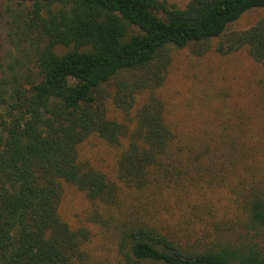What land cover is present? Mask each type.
Masks as SVG:
<instances>
[{"label":"trees","instance_id":"16d2710c","mask_svg":"<svg viewBox=\"0 0 264 264\" xmlns=\"http://www.w3.org/2000/svg\"><path fill=\"white\" fill-rule=\"evenodd\" d=\"M262 7L264 0L8 3L0 264H105L89 250L91 225L111 237L122 264H264V147L230 133L222 152L208 137L180 138L156 94L174 49L201 56L216 41L217 53L246 49L264 65V15L230 29ZM93 135L119 151L116 179L81 161ZM67 184L90 202L84 224L61 213Z\"/></svg>","mask_w":264,"mask_h":264},{"label":"rangeland","instance_id":"374dc122","mask_svg":"<svg viewBox=\"0 0 264 264\" xmlns=\"http://www.w3.org/2000/svg\"><path fill=\"white\" fill-rule=\"evenodd\" d=\"M18 0H0V60L10 47L7 35L5 7ZM184 8L188 0H165ZM264 15V7L252 8L233 22L230 29H246ZM216 41L204 55L191 48L174 49L172 62L163 85L157 90L165 104V116L175 133L183 139L202 141L208 137L225 150V138L233 134L238 142L264 147V65L255 61L246 49L222 55L214 50ZM67 48L59 47V51ZM144 95L138 98L139 106ZM223 136V137H222ZM119 151L102 138L93 135L80 146L81 161L116 179V159ZM258 155L264 157V148ZM261 165V164H260ZM129 189L122 184L120 196L125 199ZM92 209L85 195L67 184L61 203L62 215L78 226ZM93 238L89 250L105 264H122L106 233L91 225ZM264 245V230L259 233Z\"/></svg>","mask_w":264,"mask_h":264}]
</instances>
